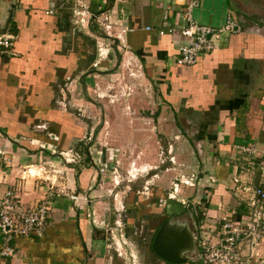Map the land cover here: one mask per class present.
Wrapping results in <instances>:
<instances>
[{
    "label": "crops",
    "instance_id": "obj_1",
    "mask_svg": "<svg viewBox=\"0 0 264 264\" xmlns=\"http://www.w3.org/2000/svg\"><path fill=\"white\" fill-rule=\"evenodd\" d=\"M230 1L90 0L88 6L82 5L87 12L86 20L96 18L97 9L105 7L100 17L103 16L102 19L111 24L122 39L123 45L115 47L117 52L127 54L139 66L147 84L152 86L149 98L154 99L157 108L146 114L150 121H156L159 113V119L181 117L167 129L181 134L188 147H197L196 152L191 150L197 158V180L191 187L182 186V190L184 195L189 192L185 198L193 194L194 199L198 198L195 205L200 218L193 211L191 225L198 224L193 229H197L198 235L207 236L211 243L219 239L221 217L249 215V195L243 189L259 187L264 190V17L254 14L245 17L230 8ZM254 1L264 5V0ZM65 2L0 0V12L5 7L7 16L6 22L0 23V30L10 34L7 27L13 28V35L10 34L13 37L12 55L0 56V195L9 190L22 207L37 205L44 199L50 207L43 234L40 237H15L12 256L0 257V264H128L117 253L120 243L125 244L121 236L112 235L111 230L116 231V227L114 223L108 226L107 212L102 213L106 223L103 228L92 220L94 215L97 218L95 212L104 201L101 197L109 193L102 185L112 181L106 176L110 173L90 171L95 162L109 168L118 165V158H122L118 155L119 146L133 148L130 155L133 164L136 159L140 164L154 166L159 148L153 137L149 139L144 134L151 132L150 126L135 122L138 121L139 104L144 99L139 91L128 100L134 106L133 125H123L122 120L121 127L115 122L109 125L112 139L107 146L97 148L90 142L80 144L82 140H88L84 134L89 137L95 129H84L70 118V112L61 103L70 91L67 88L65 93L62 87L67 85L69 76L76 79L80 76L85 85H93L91 77L94 82L101 80L104 66L116 63L117 59L111 55L106 63L103 58L93 62L79 37L83 34L77 33L79 20L75 22L61 11L67 7ZM167 5L170 9L165 8ZM82 6L78 5L79 9L74 10L78 11ZM186 13L192 24L213 30L222 28L229 17L236 29L213 37V49L201 54L195 65L179 67L175 65L177 49L188 44L189 38L182 36L179 29L162 36L156 32L163 24L174 28L186 25L180 15ZM85 22L83 19V24ZM79 27H83L82 24ZM146 27L150 30L145 31ZM106 37L104 40L109 39ZM113 37L110 36L115 40ZM84 62L86 69L92 68L95 75L80 72ZM184 127L192 130L191 138H183ZM158 129L163 131L160 126ZM176 141L172 142L174 147H184L182 141ZM75 143L83 147V160L91 167H82L76 174H71L72 168L68 167V175L60 172L51 176L54 182L56 180V190H49L39 180L21 174L24 167L29 166L56 168L53 165L56 158L51 155V150L69 152ZM176 143L179 144L176 146ZM172 145L168 141L170 150L167 147L164 150L173 161ZM250 147L254 149L251 154L239 150ZM174 155L177 157L178 152ZM172 165L175 163L169 161L164 168H156L161 178L157 175L154 179L156 193L165 191V183L172 177L169 174L174 169ZM119 169L128 175V165ZM134 194L128 193L123 202L124 212L133 213L130 215L133 219L137 212H151L149 203L132 210L129 202ZM69 195L76 198L74 203ZM172 199H166V216H162L156 225L148 224V234L143 229L137 231L133 219L127 224L125 217L126 238L130 236L135 243L138 234L139 239H148L150 246L164 218L183 220L182 215L188 214L184 201ZM261 205L264 218V202ZM113 237L117 244L112 241ZM241 256L243 264H264V244L249 251L242 247ZM198 260L196 256L192 261L198 264Z\"/></svg>",
    "mask_w": 264,
    "mask_h": 264
},
{
    "label": "rangeland",
    "instance_id": "obj_2",
    "mask_svg": "<svg viewBox=\"0 0 264 264\" xmlns=\"http://www.w3.org/2000/svg\"><path fill=\"white\" fill-rule=\"evenodd\" d=\"M66 2V8H63L61 11H64L67 16L70 19H73L75 22L79 20L80 18H83L86 22L83 24L78 23V29L77 31L78 34H83L79 35L81 37V40L83 39L85 46V52L86 50L88 51L89 57L93 60V62L96 59H102L106 63L109 56H114L116 58V63L112 65H107L108 67L104 66L105 70L102 71V75H104L101 80H97L94 82L93 77L92 78V83L91 84H84V80L82 77L78 76L77 70L75 72V75L78 76V78H71L72 76H69V80L66 82L67 85H64L62 88L64 92L66 93L65 89L69 88L68 90L70 92L66 93L64 95V100L61 101L65 109L68 110L71 114V119L74 120V122L77 125H80V127H83L84 129L87 128H94V133H93V139L92 143L95 144V147L99 146H107L111 142L110 140L112 139L110 136L109 132V125H113L115 122V125H119L118 127H121L122 122H124L123 125H133L134 120H132V113H134V106L132 107L128 100L134 94L136 91H139L141 94L144 95V99L141 101L138 107L139 111V116L137 122L138 125H148L150 126L151 132L146 133L145 131V136H148L154 139L155 142H157V146L159 147L156 150L155 154V163L154 166L150 165H145V164H140L138 160L135 159L134 163L132 162V158L130 155L133 153V148H119L117 149L121 150L118 155H121L122 158H118L119 164L117 165H112L110 168L105 165V164H98L95 162V165L93 164V167L91 168L93 171H90L91 173H96V170L98 172L99 168H105L108 173L106 176L109 179H112V181L108 180L105 184L102 185L103 189L106 188L108 190V195L103 194V197H101L104 201L101 203L102 205H99L97 208L96 212L97 213V218L94 215L92 217V220H94L97 224V226H100L103 228L105 226V222L102 220V213L107 212L105 214V218H107V221L109 222L108 226L111 225V223H114V226L116 227V231H112V235L115 236H121V240L124 241V246L120 243L121 248H116L118 251L117 253L120 254L121 258H125L128 264H163L160 260L155 258L149 250H147L148 246V239H145L143 244H140L141 251L136 252V246L135 243L132 242L130 236L126 238V233L128 229L126 230V226L124 224V220L126 217L127 224L128 222H132L131 220L133 219L130 215H133V213H125L124 212V206L123 202L124 199L127 198L128 193H130L132 196L130 198L128 197V200L131 199L129 202V206H132V210H138L136 209L137 206L138 208L144 206V204L149 203L151 212L149 214L145 213H140L138 214L135 213L134 219L137 220L132 222L134 226L136 227L137 231L140 229H143V232H146L148 234L150 227H148V224L156 225L159 220L161 219L162 216H166V199L167 197L173 198L172 200H176L181 198L184 203L183 206L186 207V210H188V214L182 215L183 219L182 221H185L190 225V228L193 229V226L195 227L198 224H193L194 218L192 217V213L194 211V214L198 216V219L200 218L199 212H198V206L195 204H198V198H195V194H193L191 197H184L188 196L189 192H186L184 195V186H193V183L197 180L198 176V167H197V161L195 157L191 154V150L193 152H196L195 148H190L188 147V143L185 142L181 138V134L178 132H173L170 129V126L175 124V120L181 119V117H178L176 119H172L171 117H164L163 119H159V115L157 114V118L155 119L156 121H150V119L147 117L146 114L149 112H155L157 106L155 105L154 99L149 98L152 92V86L147 84V82L144 80L141 70L139 66L135 65L132 60L129 59V56L124 55L125 53L123 52H117L116 46H121L123 43H120L117 39H107L104 40V37L109 35V36H117L119 33L116 32L115 29L112 28L111 24H108L106 21H104L100 17V13L103 12L104 8L97 9V13L94 15L96 18L94 19H88L86 20L87 12L84 10L83 6H88L90 0H65ZM76 1V2H75ZM259 2V1H257ZM74 4V6H73ZM86 4V5H85ZM78 5L82 6L80 7V10H74V9H79ZM108 6V4H107ZM69 8V9H68ZM5 7L4 10L0 12V23H5L6 22V14H5ZM98 18V19H97ZM76 19V20H75ZM82 24L83 27H79ZM11 26V23L9 24ZM107 27V28H106ZM12 28V27H11ZM11 28L7 27V30L11 35L13 33L11 32ZM10 29V30H9ZM13 29V28H12ZM107 38V37H106ZM114 38V37H113ZM101 52V53H99ZM100 55V56H99ZM88 57V54H86ZM99 56V57H98ZM103 62V63H104ZM102 63V64H103ZM86 64H84L81 67L80 72L85 73H91L95 75V72L93 71L92 68L86 69ZM102 66V65H101ZM93 75V76H94ZM86 87L89 89L86 90ZM71 97V98H70ZM62 105L58 104L59 108H63ZM145 114V116H144ZM191 122V118H188ZM181 121V120H180ZM181 123V122H180ZM161 127L163 131H159L158 127ZM167 126L169 129H167ZM114 127V126H113ZM116 127V128H118ZM156 127L157 130L154 128ZM99 129V130H98ZM101 130V131H100ZM146 130V129H145ZM100 131V132H99ZM91 135V134H90ZM192 130L190 128L186 129L184 127V134H182L183 138L188 137L191 138L192 136ZM175 136L177 138H175ZM84 137L88 138L87 134H84ZM182 141L181 144L184 145V147H174L172 145L173 141ZM168 141H170L172 147H173V152L171 154L172 157H174V160L172 162L175 163L174 169L170 171L169 174H171V179L170 181H167L165 183V191L158 194L155 191V187H151V184L156 181L154 179H157V175L160 178V172L159 170H156V168H164L166 164L169 163V159H172L168 157L166 154V151L164 150V147H167ZM176 141V142H177ZM87 140H82L81 145L83 143H86ZM97 143V144H96ZM179 143H176V146ZM80 145V147L75 143L72 148L70 149L69 152H63L61 150H51L53 153L51 154L53 157L56 159L54 160V166L56 168H48L45 166H37V168H31L32 170H36L37 175L39 180L42 183V186L49 189L51 186V176H56L60 172H63V174L68 175L67 173V168H72L70 171L71 174H76L79 170L82 169V167H91L90 164H87L83 160L84 156V149ZM156 146V145H155ZM168 148V147H167ZM168 150H170L168 148ZM167 150V153H169ZM61 151V152H60ZM96 152V150H95ZM122 152V154H121ZM174 152H178V156L175 157ZM60 153H66L67 159L73 162L67 164L64 163L63 159L60 156ZM170 156V155H169ZM129 159V160H128ZM128 162V164H127ZM64 163V164H63ZM165 163V165H164ZM64 167H63V165ZM139 166H138V165ZM67 165V166H66ZM104 165V166H103ZM129 166L128 173L130 172V177L135 179L137 178L136 181L133 179H130L127 174L124 173L123 170H120L119 168L127 167ZM162 165V166H161ZM103 166V167H102ZM119 166V167H118ZM59 167V168H58ZM133 168V170H132ZM172 168V167H171ZM40 170V171H38ZM142 170V172H141ZM163 171H166L162 169ZM69 172V174H70ZM106 172H104L105 174ZM157 173V174H156ZM31 174V173H30ZM28 177V176H27ZM67 178V176H65ZM64 177V178H65ZM142 177H149L146 182H141ZM175 179L173 180V178ZM28 178H34V177H28ZM161 179V178H160ZM159 179V180H160ZM64 182H67L66 179ZM154 183V186H155ZM185 183V184H184ZM96 184V183H95ZM177 189H181L180 191H176L173 193L172 189L175 187ZM183 186V187H182ZM52 188L50 190L54 191L56 190V180L55 182L53 181V184L51 186ZM95 186L92 187V189ZM120 187V188H118ZM147 188L146 190L144 188ZM58 190V189H57ZM131 191V192H129ZM140 192V193H139ZM142 192V193H141ZM167 194V196H166ZM137 197V198H136ZM192 199L195 200V203L192 201ZM137 202L141 204H137ZM85 208V206H84ZM131 209V207H130ZM94 211V210H93ZM144 212V211H142ZM144 215V216H143ZM143 217V219H141ZM175 219H179L174 217ZM197 219V218H196ZM197 219V220H198ZM141 220V221H140ZM143 222V224L141 223ZM126 224V225H127ZM103 232V231H102ZM142 232L141 235H144ZM111 236V235H110ZM139 236L137 234V237L135 236V239L139 240ZM114 237L112 238V241L115 242ZM136 241V240H135ZM111 242V241H110ZM117 244V242H115ZM143 250V251H142ZM199 248H197V251ZM130 256V257H129ZM195 255L193 256L192 260H194ZM128 258V259H126ZM189 264V263H187ZM198 264H207L203 263L200 259L198 260Z\"/></svg>",
    "mask_w": 264,
    "mask_h": 264
},
{
    "label": "built area",
    "instance_id": "obj_3",
    "mask_svg": "<svg viewBox=\"0 0 264 264\" xmlns=\"http://www.w3.org/2000/svg\"><path fill=\"white\" fill-rule=\"evenodd\" d=\"M165 8L170 9V5ZM47 13L51 14V12ZM180 15L186 25L174 28L172 25L163 24L161 29L156 32L158 36H162L171 34L176 29H179L182 36L189 38L188 44L181 45L177 49L175 65L179 67L195 65L201 54L210 52L213 49L211 42L213 37L218 38L219 34L231 33L236 29L229 17L226 18L222 28L213 30L208 26L192 24L187 13ZM90 18H94V16L90 15ZM79 22L82 23L83 18H80ZM144 30L149 31L150 28L146 27ZM107 37L110 38L109 35ZM115 38L122 43L120 35L115 36ZM12 42L13 37L10 34L0 31V56L12 55ZM239 150L246 154H251L254 151L253 147L240 148ZM60 156L65 163L73 162L67 159L66 153H60ZM169 161L172 162V159H169ZM31 168L33 167H24L21 174L39 179L38 176H35L37 175L36 170ZM98 171L100 173L107 172L105 168H99ZM128 175L130 176V172ZM52 184L53 182L51 181V186ZM51 186L49 190L52 188ZM144 189L146 190L147 188L145 187ZM177 190L175 184L172 191L175 193ZM243 190L249 195L247 203L251 210L249 215L239 219L221 217L218 221L220 228L219 239L215 243H211L207 236L198 235L196 229L195 241L197 248H199L197 256L203 263L243 264L242 247L247 248L249 251L255 246L264 244V218L263 206L261 205L264 202V190L259 187ZM62 192L60 191L61 194H63ZM68 198L73 203L76 201V198L72 195H69ZM49 210V202L45 201V199L37 205L22 207L11 191L5 190L2 192L0 195V257L7 258L12 256L14 252L12 242L15 237H40L44 232Z\"/></svg>",
    "mask_w": 264,
    "mask_h": 264
},
{
    "label": "water",
    "instance_id": "obj_4",
    "mask_svg": "<svg viewBox=\"0 0 264 264\" xmlns=\"http://www.w3.org/2000/svg\"><path fill=\"white\" fill-rule=\"evenodd\" d=\"M229 6L245 17L251 14L264 17V5L254 0H231ZM195 233L185 221L167 219L155 232L150 250L156 258L166 264L192 261L196 254Z\"/></svg>",
    "mask_w": 264,
    "mask_h": 264
},
{
    "label": "flooded vegetation",
    "instance_id": "obj_5",
    "mask_svg": "<svg viewBox=\"0 0 264 264\" xmlns=\"http://www.w3.org/2000/svg\"><path fill=\"white\" fill-rule=\"evenodd\" d=\"M92 136H93V134L90 135V136L88 137L89 139L87 140V143H88V142L92 143V139L94 138V137H92ZM148 178H149V177H142L140 181H141L142 183H143V182H146L147 180H149ZM136 180H137V178H136L134 181H136ZM151 187H153V184H151ZM118 188H120V187H118ZM129 192H131V191H129ZM139 193H140V192H139ZM135 194H136V193H135ZM166 196H167V194H166ZM165 202H166V201H165ZM172 218H173V217H172ZM172 218H171V220H175V218H173V219H172ZM167 219H170V218H168V217L164 218V219L161 221V223L164 222V221H166ZM179 221H182V220H179ZM125 222H126V221H125ZM161 223H160V224H161ZM139 240H140L141 242H140ZM139 240H138L137 242H135L136 252H137V253L141 251L140 244L142 245L143 242H144V239H139ZM148 246H149V245H148ZM148 246H147V248H146L147 250H148ZM149 248H150V246H149ZM142 251H143V250H142ZM149 251H151V250L149 249ZM150 253H151L152 255H154L152 252H150ZM138 254H139V253H138ZM155 258H156V257H155ZM157 259H158V258H157ZM158 260H159V259H158ZM160 261H161V260H160ZM161 262H162V261H161ZM187 263H189V264H195V261H194V262H193V261H192V262L189 261V262H186V263H183V264H187Z\"/></svg>",
    "mask_w": 264,
    "mask_h": 264
},
{
    "label": "trees",
    "instance_id": "obj_6",
    "mask_svg": "<svg viewBox=\"0 0 264 264\" xmlns=\"http://www.w3.org/2000/svg\"><path fill=\"white\" fill-rule=\"evenodd\" d=\"M240 218V216L238 215V214H236V217L234 218V219H239ZM150 248H149V246H148V250H149ZM149 252H151V251H149ZM154 256V255H153ZM155 257V256H154Z\"/></svg>",
    "mask_w": 264,
    "mask_h": 264
},
{
    "label": "clouds",
    "instance_id": "obj_7",
    "mask_svg": "<svg viewBox=\"0 0 264 264\" xmlns=\"http://www.w3.org/2000/svg\"><path fill=\"white\" fill-rule=\"evenodd\" d=\"M196 234V233H195ZM195 246H196V254H195V257L197 256V245H196V241H195Z\"/></svg>",
    "mask_w": 264,
    "mask_h": 264
},
{
    "label": "bare ground",
    "instance_id": "obj_8",
    "mask_svg": "<svg viewBox=\"0 0 264 264\" xmlns=\"http://www.w3.org/2000/svg\"><path fill=\"white\" fill-rule=\"evenodd\" d=\"M142 172V171H141Z\"/></svg>",
    "mask_w": 264,
    "mask_h": 264
}]
</instances>
